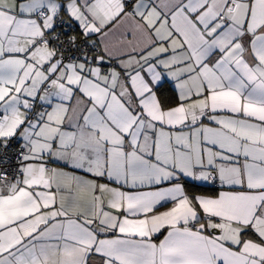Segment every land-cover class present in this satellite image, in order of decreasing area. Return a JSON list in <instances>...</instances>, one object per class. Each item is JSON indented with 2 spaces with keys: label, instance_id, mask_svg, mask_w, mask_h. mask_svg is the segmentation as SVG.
<instances>
[{
  "label": "snow or ice",
  "instance_id": "snow-or-ice-1",
  "mask_svg": "<svg viewBox=\"0 0 264 264\" xmlns=\"http://www.w3.org/2000/svg\"><path fill=\"white\" fill-rule=\"evenodd\" d=\"M0 264H264V0H0Z\"/></svg>",
  "mask_w": 264,
  "mask_h": 264
},
{
  "label": "trees",
  "instance_id": "trees-1",
  "mask_svg": "<svg viewBox=\"0 0 264 264\" xmlns=\"http://www.w3.org/2000/svg\"><path fill=\"white\" fill-rule=\"evenodd\" d=\"M198 190V189H197Z\"/></svg>",
  "mask_w": 264,
  "mask_h": 264
}]
</instances>
